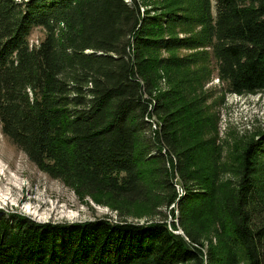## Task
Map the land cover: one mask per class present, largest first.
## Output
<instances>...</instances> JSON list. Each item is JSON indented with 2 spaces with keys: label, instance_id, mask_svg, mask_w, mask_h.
<instances>
[{
  "label": "trees",
  "instance_id": "trees-1",
  "mask_svg": "<svg viewBox=\"0 0 264 264\" xmlns=\"http://www.w3.org/2000/svg\"><path fill=\"white\" fill-rule=\"evenodd\" d=\"M157 5L0 0L1 132L77 192L154 209L175 203L178 221L169 226L157 211L142 223H39L0 212V264H240L235 251L241 264H264V130L239 153L237 181L218 197L215 179L192 168L194 149L182 146L183 136L199 133L191 108L180 91L156 90L157 72L198 55L150 53L208 48L229 92H262L264 0H215L214 16L210 0H194L188 15ZM190 23L201 27L196 36H164V28ZM36 28L45 36L33 46ZM206 217L227 237L220 256L187 229Z\"/></svg>",
  "mask_w": 264,
  "mask_h": 264
},
{
  "label": "rangeland",
  "instance_id": "rangeland-1",
  "mask_svg": "<svg viewBox=\"0 0 264 264\" xmlns=\"http://www.w3.org/2000/svg\"><path fill=\"white\" fill-rule=\"evenodd\" d=\"M169 10H177L181 14H190L194 0H150ZM160 1V2H159ZM211 1V10L214 16L215 0ZM201 27L190 23L176 24L174 27L164 28L166 38H187L196 36ZM28 41L37 46L44 38L42 28L32 30ZM204 60L200 59V51L204 49L177 48L167 51L151 50L157 58H184L195 54L197 62L187 67H165L157 72L156 90H177L182 94L183 105L191 109L192 121H197L199 135L194 137L183 136L182 146L193 148L192 168L202 174L215 179L218 197L225 188L234 186L238 178L239 153L251 139L264 130V90L258 93L238 94L229 92L227 83L218 77L217 63L208 51ZM204 50V51H205ZM0 129V212L21 214L36 222L61 221L72 223L109 217L112 220L124 218L133 222L157 219L158 212L164 213L168 224L177 215L176 204L157 206L145 202L124 205L122 201L113 203L107 194L101 192L90 196L77 192L74 187L66 185L62 180L52 179L48 174L41 172L34 163L30 162L18 147L14 145ZM264 163V162H263ZM264 171V170H263ZM178 196L183 192L177 179L172 181ZM264 218V216H263ZM176 234L183 235L184 231L176 227ZM187 229L191 234L200 238L202 243L214 247L221 255V251L229 245L225 233L211 218L206 217L190 224ZM242 263L243 256L235 251ZM186 264H193L187 262Z\"/></svg>",
  "mask_w": 264,
  "mask_h": 264
}]
</instances>
